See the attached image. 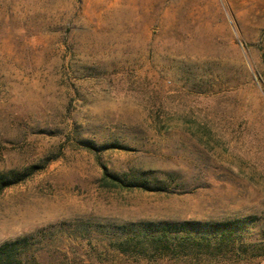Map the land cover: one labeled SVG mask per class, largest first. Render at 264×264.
<instances>
[{
  "label": "rangeland",
  "instance_id": "1",
  "mask_svg": "<svg viewBox=\"0 0 264 264\" xmlns=\"http://www.w3.org/2000/svg\"><path fill=\"white\" fill-rule=\"evenodd\" d=\"M25 174L0 245L30 264H264V0H0V176Z\"/></svg>",
  "mask_w": 264,
  "mask_h": 264
},
{
  "label": "trees",
  "instance_id": "2",
  "mask_svg": "<svg viewBox=\"0 0 264 264\" xmlns=\"http://www.w3.org/2000/svg\"><path fill=\"white\" fill-rule=\"evenodd\" d=\"M34 171L37 169V167L33 168ZM34 171H31L30 174H33ZM30 174H25L21 178H17V176H14V179H9L8 177L0 176V192L3 191V189L8 188L14 184H17L23 180H25ZM114 180V177H112ZM122 183L121 181H119ZM117 185V183H113ZM229 225H225V228H228ZM168 230V229H166ZM164 231L160 232L161 234L157 235V237H154L152 240L154 247L156 249H159L160 251L168 250L170 249L169 245V233L170 231ZM169 232V233H168ZM180 232V230H178ZM230 235V233H228ZM226 239H217L216 247L221 248V246L230 247L233 245V243L230 241V237L228 235L225 236ZM186 240L188 237L185 238ZM189 241V240H188ZM207 247H210L212 244V241L209 240L207 243H205ZM131 249L134 248H142L138 245H128ZM29 247L28 238H21L17 239L11 242H6L0 245V264H30L29 256L27 255V249ZM128 248V247H127ZM123 252H127L124 249H121ZM129 250V249H127Z\"/></svg>",
  "mask_w": 264,
  "mask_h": 264
}]
</instances>
